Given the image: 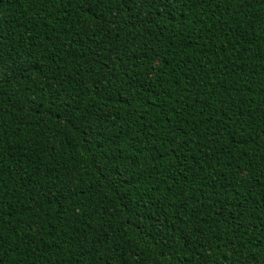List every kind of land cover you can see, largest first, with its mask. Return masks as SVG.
Returning a JSON list of instances; mask_svg holds the SVG:
<instances>
[{
    "label": "trees",
    "instance_id": "1",
    "mask_svg": "<svg viewBox=\"0 0 264 264\" xmlns=\"http://www.w3.org/2000/svg\"><path fill=\"white\" fill-rule=\"evenodd\" d=\"M0 264H264V0H0Z\"/></svg>",
    "mask_w": 264,
    "mask_h": 264
}]
</instances>
